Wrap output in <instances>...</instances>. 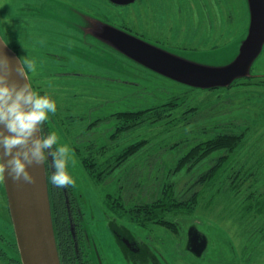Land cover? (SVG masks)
Instances as JSON below:
<instances>
[{
    "label": "rangeland",
    "instance_id": "obj_1",
    "mask_svg": "<svg viewBox=\"0 0 264 264\" xmlns=\"http://www.w3.org/2000/svg\"><path fill=\"white\" fill-rule=\"evenodd\" d=\"M248 24L244 0H0L1 38L21 61L36 60L29 83L56 103V113L42 124L44 137L56 132L73 150L86 124L101 121L92 136L79 139L95 138L104 147L103 156L93 155L102 178L88 175L74 150L76 162L67 171L76 181L71 189L84 213L85 243L107 263L122 264L109 241V215L149 243L163 264H264V208L250 206L249 197V185L255 202L264 194V32L258 56L243 62ZM232 66L234 75L223 83H232L229 90L193 86L194 71L218 75ZM248 75L256 78L247 82L242 77ZM160 107L173 108L170 116L135 129L124 131L125 123L113 119L118 112ZM220 131L244 139L219 181L194 187L208 162L173 173L191 141ZM140 141L147 144L135 156L108 164ZM237 170L253 176L228 190ZM170 181L182 208L140 222L137 210L154 204ZM191 226L208 239L200 257L184 248ZM0 264H21L2 180Z\"/></svg>",
    "mask_w": 264,
    "mask_h": 264
},
{
    "label": "water",
    "instance_id": "obj_2",
    "mask_svg": "<svg viewBox=\"0 0 264 264\" xmlns=\"http://www.w3.org/2000/svg\"><path fill=\"white\" fill-rule=\"evenodd\" d=\"M244 1L249 24L247 34L242 41L239 60L252 62L260 52L259 34L264 32V0ZM0 53L7 56L13 65H18L20 59L1 36ZM235 71L236 66L218 75L196 70L192 74V83L194 87L204 90L228 88L232 83L227 85L223 83L228 78H232ZM250 77L253 76L248 75L242 78ZM12 78L20 84L26 82V78L19 77L15 73ZM27 80L29 82L28 77ZM40 135L42 137L41 131ZM7 159L8 157H5L4 161L6 162ZM27 171L34 177V184H28L22 180L13 182L7 173H5V180L2 181L21 264H60L51 217L45 162L43 165L28 166ZM207 245V237L196 226L189 227L186 249L194 253L196 257H200L206 251ZM193 246L196 248L193 249Z\"/></svg>",
    "mask_w": 264,
    "mask_h": 264
},
{
    "label": "trees",
    "instance_id": "obj_3",
    "mask_svg": "<svg viewBox=\"0 0 264 264\" xmlns=\"http://www.w3.org/2000/svg\"><path fill=\"white\" fill-rule=\"evenodd\" d=\"M256 77H250L247 79H244L245 81L253 80ZM243 81V80H242ZM233 85L229 86L225 90H229L232 88ZM218 88L208 89L207 91H212ZM206 91V90H205ZM44 93V92H43ZM45 94V93H44ZM173 108H166L160 107V108H150L142 111H125V112H118L113 115V119L117 121H123L125 123V126H123L124 131L130 130L129 126L131 128L139 127L140 123H149L154 124L157 122H160L165 119V116H170V111ZM168 113V114H166ZM75 116L77 115H68L66 116V119L68 121H76ZM80 117V118H79ZM78 120H82L83 116H79ZM52 118V117H51ZM77 120V121H78ZM53 121V120H52ZM78 123L75 128H78ZM54 124L58 126V123L56 121H53ZM101 121L99 119H96L94 121L89 122L85 126V130L83 134L81 131H79L80 135L77 134V137H74V141L72 143V148L76 154V156L79 158L82 166L85 168L86 171H88V175L95 176L97 179L102 178L101 172H97L96 169V160L93 157V155L100 154L103 156L104 154V147L98 148L99 144L96 142L95 138L90 140H80L79 138L84 136H92L93 133H91V130L95 127H97ZM55 125V126H56ZM61 126L62 124L59 123ZM131 128V129H132ZM117 132H122L120 129L117 130ZM41 134L42 137H44V133L41 126ZM65 134L70 138L69 130L65 131ZM204 134V132H203ZM114 135H111L110 138H114ZM244 139L243 133H237V132H218L213 137L209 138L206 141L197 140V142L191 141V145L187 148V150L180 156V158L177 159L175 163V167L173 168V173L180 172L182 170H185L187 172H190V170H193L194 168L198 167L199 165H204V163L208 162L207 168L203 169L198 175H196V180L194 183V187H197L200 185V187H204L207 185L215 184L217 181H219L222 178L224 169L226 168L227 164L230 162L232 157L236 154V152L240 149L242 140ZM147 143L145 141H140L136 144H131L127 148H125L122 151H117V153L110 159H108V164L111 163V167L114 168V166L118 165L119 162L126 160L129 156H135L136 153L146 145ZM84 146V147H83ZM75 148V149H74ZM76 150V151H75ZM87 154V155H86ZM86 155V157L84 156ZM114 164V165H113ZM112 170V169H111ZM241 174L244 177H241ZM252 174L249 173H243L241 170H237L236 173L231 177L228 190H230V184L233 186V184L236 183L239 185V183L243 184L245 181L251 179ZM238 181V182H237ZM71 187V186H70ZM250 188V195L251 202L253 204H250V206L257 207L258 205H261L262 208H264V194L261 193L259 195L258 199L255 202L254 195H255V189L249 185ZM53 191L48 190L49 193V200L53 210H62L63 213H65V206L61 201L58 202L55 195V189ZM198 196V194L193 195V199ZM253 197V199H252ZM55 205V206H54ZM182 203H180L178 200H176L173 192V184L171 181L167 184H164L162 191L160 193V196L158 197L157 201L152 205H147L146 207H141L137 210V214L135 216L141 217V221H149L152 219H158L160 215H163L167 212H170L172 210H178L179 208H182ZM109 216V215H108ZM52 217V213H51ZM114 218V217H112ZM56 219L52 218L53 223V229H55V226L57 225ZM159 225L175 231V226L168 222L160 220L158 221ZM143 226L142 224H140ZM55 232V230H54ZM56 240V239H55ZM57 246V243H56ZM58 248V247H57ZM58 251V249H57ZM59 254V252H58Z\"/></svg>",
    "mask_w": 264,
    "mask_h": 264
},
{
    "label": "clouds",
    "instance_id": "obj_4",
    "mask_svg": "<svg viewBox=\"0 0 264 264\" xmlns=\"http://www.w3.org/2000/svg\"><path fill=\"white\" fill-rule=\"evenodd\" d=\"M36 67L35 59L26 57L13 65L0 53V180L4 181L7 173L13 182L34 184L27 167L43 165L47 151L54 169L53 185L75 187L76 181L67 171L68 165L76 162L73 150L60 143L56 132L40 135L42 124L49 122L57 108L55 101L39 95L29 84L27 73L35 72ZM13 73L26 78V82L20 84L12 78Z\"/></svg>",
    "mask_w": 264,
    "mask_h": 264
},
{
    "label": "flooded vegetation",
    "instance_id": "obj_5",
    "mask_svg": "<svg viewBox=\"0 0 264 264\" xmlns=\"http://www.w3.org/2000/svg\"><path fill=\"white\" fill-rule=\"evenodd\" d=\"M45 155L48 190L54 192L53 189H55L56 199L65 206V213L62 210L51 209L52 218L54 217L58 221L54 234L60 264H110L105 258L102 259L104 256L100 257V254L86 245L84 226L81 224L84 213L76 202L70 186L58 188L53 185L51 181L54 172L52 158L48 156L47 151ZM52 205L50 203V207ZM106 217V229L111 236L109 241L113 245L116 257L122 264H163L160 262L161 254L151 249L149 243L140 236L134 235L115 218H109L108 215ZM184 248L191 256H195L194 253L186 249V246ZM195 248L196 246H193V249Z\"/></svg>",
    "mask_w": 264,
    "mask_h": 264
}]
</instances>
